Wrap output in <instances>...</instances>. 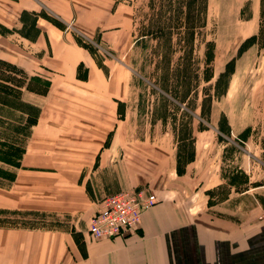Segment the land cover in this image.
Instances as JSON below:
<instances>
[{"label":"crops","instance_id":"1","mask_svg":"<svg viewBox=\"0 0 264 264\" xmlns=\"http://www.w3.org/2000/svg\"><path fill=\"white\" fill-rule=\"evenodd\" d=\"M227 1L240 9L248 0ZM249 1L255 13L261 0ZM41 3L60 18H72L85 35L96 29L123 34L133 24L132 4L122 1L68 0L60 8L59 0H0L6 28L0 55L30 66L16 54L20 37L35 46L38 68L47 70L49 81L48 91L38 94L36 121L19 163L9 182L0 184V207L64 214L70 221L67 228L0 226V264H264L262 210L238 221L224 208L231 198L221 212L206 206L204 193L178 201L175 178L184 189L193 166L178 172L166 142L129 135L126 115L119 112L123 106L125 113L130 95L128 69L119 58L98 64L63 29L41 21L35 6ZM26 11L35 20L32 36L22 32ZM9 109L0 106V112ZM199 134L194 158L204 144ZM144 186L159 201L142 212L136 230L100 240L90 236V216L106 195Z\"/></svg>","mask_w":264,"mask_h":264},{"label":"rangeland","instance_id":"2","mask_svg":"<svg viewBox=\"0 0 264 264\" xmlns=\"http://www.w3.org/2000/svg\"><path fill=\"white\" fill-rule=\"evenodd\" d=\"M59 1L60 8L68 5ZM115 1L133 7V24L123 34L96 29L85 35L72 18H60L42 3L35 6L41 21L63 29L98 64L119 58L128 69L130 95L125 113L123 106L119 112L126 115L129 135L166 142L178 172L187 163L193 166L184 189L175 178L178 201H195L204 193L206 206L221 212L224 199L231 198L224 208L238 221L260 210L264 217V0L255 13L249 0L240 9L227 0ZM23 19L22 32L34 35L32 13L24 12ZM0 30L6 28L0 24ZM15 39L22 44L16 54L30 66L0 55V75L12 76L0 78V106L10 108L0 112V184L9 182L19 163L38 94H44L25 84L43 89L48 75L38 68L35 46ZM197 134L204 144L194 158ZM69 222L64 214L0 207V226L67 228Z\"/></svg>","mask_w":264,"mask_h":264},{"label":"built area","instance_id":"3","mask_svg":"<svg viewBox=\"0 0 264 264\" xmlns=\"http://www.w3.org/2000/svg\"><path fill=\"white\" fill-rule=\"evenodd\" d=\"M159 201L150 188H129L106 195L91 215L88 233L93 239L126 235L139 226L142 212Z\"/></svg>","mask_w":264,"mask_h":264},{"label":"trees","instance_id":"4","mask_svg":"<svg viewBox=\"0 0 264 264\" xmlns=\"http://www.w3.org/2000/svg\"><path fill=\"white\" fill-rule=\"evenodd\" d=\"M262 8V7H261ZM261 11H262V9H261ZM1 31V30H0ZM207 52V51H206ZM207 59H209V58H207V55H206V60ZM208 62V61H207ZM204 70H207V67H206V69H204ZM79 75V74H78ZM37 76H39V75H37ZM40 77V76H39ZM0 78L1 79H3V80H5V81H7V80H11L12 81V76H1L0 75ZM45 79V86H44V88L43 89H41V88H33V87H30L28 84H25V87L26 88H28V89H30V90H33V91H35V92H39V93H45L46 91H47V88H48V85H49V81H48V79L47 78H44ZM21 85H24V84H21ZM1 102L2 103H5L6 101H4V100H1ZM39 109H37V111H38ZM26 113H28V112H26ZM38 113V112H37ZM36 117H37V114H36ZM36 117H35V119L34 120H32V122H31V125L36 121ZM76 234V233H75Z\"/></svg>","mask_w":264,"mask_h":264}]
</instances>
